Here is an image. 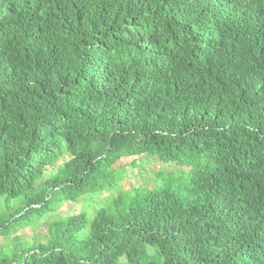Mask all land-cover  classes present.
<instances>
[{"label":"trees","instance_id":"obj_1","mask_svg":"<svg viewBox=\"0 0 264 264\" xmlns=\"http://www.w3.org/2000/svg\"><path fill=\"white\" fill-rule=\"evenodd\" d=\"M0 198V264H264V0H0Z\"/></svg>","mask_w":264,"mask_h":264},{"label":"rangeland","instance_id":"obj_2","mask_svg":"<svg viewBox=\"0 0 264 264\" xmlns=\"http://www.w3.org/2000/svg\"><path fill=\"white\" fill-rule=\"evenodd\" d=\"M133 164L134 166H132ZM122 165L127 173V177L119 186L123 192L130 191L133 187L143 186V180H145L148 186L153 187L158 183H153L156 182L154 181L155 174L161 171L165 174H171L169 175L170 177H177L181 175V171H184L183 168L176 167L171 163L157 164L154 161L145 163L143 158L127 159L122 161ZM108 198L107 194H103L97 197H91L89 200L78 201L77 203H66L57 211V215L59 217H68L76 215L79 212H85L91 217L99 208L107 204ZM19 206L20 201L18 199L7 201L4 198H0V218L14 213ZM51 220V217L47 216L45 219H41L34 229H21L17 230L14 234L0 237V257L7 260H14L26 248L42 244V239L47 233V228Z\"/></svg>","mask_w":264,"mask_h":264}]
</instances>
